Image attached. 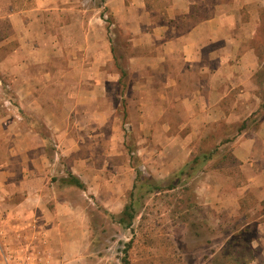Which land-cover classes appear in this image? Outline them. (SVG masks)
<instances>
[{"label":"crops","instance_id":"crops-1","mask_svg":"<svg viewBox=\"0 0 264 264\" xmlns=\"http://www.w3.org/2000/svg\"><path fill=\"white\" fill-rule=\"evenodd\" d=\"M130 1L112 12L133 20L121 80L103 30L75 11L80 0H0V264H76L87 249L89 181L107 212L125 200L114 184L120 169L135 174L114 98L128 100L131 131L151 132L174 155L169 170L205 145L206 132L235 131L258 109L249 41L258 28L251 7L264 0H157L160 11ZM230 137L222 147L238 175L201 173L197 195L213 215L252 219L251 248L264 261V119Z\"/></svg>","mask_w":264,"mask_h":264},{"label":"rangeland","instance_id":"rangeland-1","mask_svg":"<svg viewBox=\"0 0 264 264\" xmlns=\"http://www.w3.org/2000/svg\"><path fill=\"white\" fill-rule=\"evenodd\" d=\"M146 1L147 11H160L163 7L162 3L165 4V2L158 3L157 0ZM130 2V0H125L123 3L119 0L114 5L109 0H80L77 7L75 6V11H78L79 8L82 12L83 10L86 11L87 18H82V21L88 27L103 30L105 43L109 44L112 49V56L115 55L116 62L124 69L126 74V60L130 52L129 40L131 39V35L128 36V27L129 22L132 23L133 20L129 21L127 18L120 16L113 17L112 12L116 11L117 7L118 9H122V7L129 8ZM251 8L257 11L258 28L256 30L257 34L253 37L254 39L249 41V47L255 50L257 59L261 61L251 79L252 86L255 87L254 92H256L259 99L258 112L255 111L259 113L258 118L264 117V2L258 4V9L254 6ZM244 10L243 8L245 14L242 19L246 21L245 19L249 14ZM71 21L74 25L76 24L75 26H78L77 20ZM140 27L145 28L142 23ZM108 70L112 71V69ZM113 70L117 72L115 65ZM110 89L114 92L115 87H110ZM119 90L122 92L121 84ZM114 101L117 105L119 104L117 113L122 119L121 135H123L126 161L132 168L135 177L136 172L140 171L145 178H151L162 187L176 182L174 184L175 189L155 192L143 199L132 227L128 230H122L104 213L107 210L99 200L105 198V194L100 195L99 200L92 195L91 192L97 189L98 186L97 180H90V187L88 186L87 189L89 193L87 194V249L82 254L81 261L79 260L76 264H123L122 259L124 257H126L127 264H225L227 260H224L223 257L227 253H230V259L227 255L230 264L239 260L241 257L240 252L243 253V250L238 248L239 246L233 245L234 239L246 221L250 222L248 227L250 232L246 238L250 239L253 236L255 224L252 223V219L240 220V215L230 221L227 220V214L220 211L214 212L213 215L205 207L206 205L201 204L197 195V185L199 183L197 178L201 176V173L215 170L213 172H219L216 174L224 177H227V174L238 175L239 168L237 164L232 162L230 157L227 159V147H222L223 142L237 133L236 130L231 132L219 130L206 132L205 139L201 140V143L203 142L205 145L194 147L187 162L193 159L199 153L198 151L202 150L211 151L215 149L214 159L193 176H187V179H184L186 176L177 179L173 175L186 162L179 164L172 170L167 169L166 167L174 161V155L167 153L162 146L154 144L151 132L131 131L126 114L128 100L123 99L121 94V97L114 98ZM0 103H2L1 100ZM115 140V138L112 139L109 154L116 150L115 142L117 141ZM118 163L121 165L119 161ZM188 172L190 171L188 170ZM104 177V180L107 179L108 181L109 179V184L112 183L110 172L107 173L105 170ZM135 177L132 179L129 177L128 170L120 169L119 180L117 179V183L115 182L114 185L119 187L121 191L126 190L123 193L125 200L121 201L116 210L109 211V213H118L121 204L126 203L129 193L127 189L132 188ZM186 198H189L187 205L183 203ZM188 204H191V206ZM252 204L253 202L248 203L250 206ZM258 213L259 211L256 213L257 216ZM256 214L253 215V218ZM248 218L249 215L246 216V219ZM262 220H264V216ZM234 227H236L235 230ZM129 242H131L130 248L126 249ZM124 250H127V252L124 253ZM250 250L244 252L245 260H249V264H264V261L258 258L259 252L257 249L251 248Z\"/></svg>","mask_w":264,"mask_h":264},{"label":"trees","instance_id":"trees-1","mask_svg":"<svg viewBox=\"0 0 264 264\" xmlns=\"http://www.w3.org/2000/svg\"><path fill=\"white\" fill-rule=\"evenodd\" d=\"M113 60L115 61V68L117 70V72L120 75V79L122 80V77L125 76L126 72L124 71V69L118 64V62H116V57L113 54ZM259 65L261 63L260 59L258 60ZM264 108V107H263ZM258 112V111H257ZM252 113L250 117H248L245 121H243L238 128L236 129L237 134H240L244 129H246L248 126H252V125H257V123L261 120L264 119V117H258L259 113ZM231 142V139H227L225 143H229ZM201 146V145H200ZM203 146V145H202ZM215 146V145H214ZM215 148V147H214ZM218 149V148H217ZM199 153L193 157V159H191L190 161L186 162L185 164H183L181 166V168L178 170V172H176L173 177H176L177 179L181 177L186 176L184 179H187L189 176H193L194 174H196L197 172H199L200 170L204 169V166L209 163L211 160L214 159L215 155L214 153H216V150L213 149L211 151H198ZM230 157L231 161L235 163L234 159L231 157V154L228 152L227 150V159ZM222 160H224L222 158ZM188 170L191 172H188ZM188 176V177H187ZM67 182L69 183V185L75 186L79 189H84V186L82 183L79 182L78 179H76L73 176H69ZM176 182H172L170 183L168 186L166 187H162L161 185H159L157 182L151 180V178H145L142 173L140 171L136 172V177L132 186V189L130 190V192L128 193L127 196V200L126 203L123 207V209L121 210V212L117 215L109 213V212H104L105 215L113 222H115L122 230H128L132 227L133 222L135 221V219L138 216V211L140 208V204L141 201L143 199H145L146 197L150 196L151 194L155 193V192H161V191H171L175 189V185ZM186 190V189H185ZM189 201V198H186L183 203L185 205H187ZM189 206H191V204H188ZM190 208V207H189ZM238 228V227H237ZM236 229V227H234V230ZM250 228L246 227V228H242L239 232L238 235H236L235 237V242H234V246H239L238 248H242V251L240 252V259L236 260L232 263V264H249V260L246 261L245 260V251H251V242H252V237L250 239L246 238L247 235L249 234ZM251 235V234H250ZM130 244L131 242H129L126 245V249L130 248ZM126 253L127 250H124ZM227 255L229 256L230 259V253H227ZM227 255H225V257H223L224 260H227V262L225 264H230V261L228 262V257ZM122 263L123 264H127V260L126 257H124L122 259ZM215 263V262H214ZM222 264V263H221Z\"/></svg>","mask_w":264,"mask_h":264}]
</instances>
